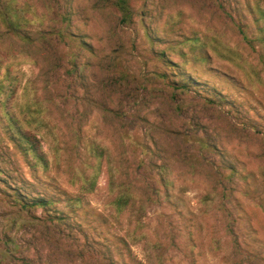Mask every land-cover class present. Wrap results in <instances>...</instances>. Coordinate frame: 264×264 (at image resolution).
<instances>
[{"label": "rangeland", "instance_id": "1", "mask_svg": "<svg viewBox=\"0 0 264 264\" xmlns=\"http://www.w3.org/2000/svg\"><path fill=\"white\" fill-rule=\"evenodd\" d=\"M22 2L46 37L27 47L0 28V76L11 64L16 104L36 109L53 135L41 143L47 167L35 171L0 142V172L27 180L52 201L49 212L107 240L115 264H264V0H133L127 27L108 0ZM178 75L193 90L169 86ZM204 138L217 149L206 163L198 158ZM95 148L105 150L100 162ZM217 154L236 170L231 178L219 175ZM97 163L94 189L84 192ZM109 167L134 197L122 213L110 204ZM1 178L7 264H18L14 244L36 264H98L78 259L80 233L54 229L40 209L12 206Z\"/></svg>", "mask_w": 264, "mask_h": 264}, {"label": "trees", "instance_id": "2", "mask_svg": "<svg viewBox=\"0 0 264 264\" xmlns=\"http://www.w3.org/2000/svg\"><path fill=\"white\" fill-rule=\"evenodd\" d=\"M132 1L133 0H108V7L117 13V23L121 27H127L133 23L135 12ZM26 14L29 16L34 15L27 11V6L22 0H0V28L2 29L3 35H9L16 39L21 45L30 47L35 45V43L38 44L39 41L44 40L46 36L44 32L34 30L32 27L36 21H40L39 17H27ZM69 16L70 13L64 16L63 19H67L68 21ZM65 35L69 38L70 42L77 41L78 46H80L85 52H91V46L84 43L82 40H79L76 36H73L71 32H65ZM157 56L161 62L167 61L162 53ZM74 61L75 57L71 59V65L72 70L76 71L78 66ZM1 63L2 62L0 61V68ZM11 67V64L5 65L0 76V142L2 143L6 140L7 146L12 148V151L17 154L29 170L35 171L37 167L46 168L47 155L42 150L41 143L45 141V139L47 140L49 136L53 135L51 128L48 127L46 120L40 117V114L36 109L31 111V108L27 103H23V106H18L16 104V94L19 88V82L18 76L16 75L17 73L13 72ZM162 77L166 78L167 73L163 74ZM177 77H179V80L177 81L174 79L168 81L169 86L179 94L191 91L190 89L193 90L195 84H193L189 78L188 80H181V76L178 75ZM213 102L214 100H211L210 98H203V103L205 104H212ZM197 143L198 148L200 149L198 158L206 163L209 159L208 154L217 151L216 145L214 142L206 140L205 138L198 139ZM104 152L105 150L102 148H95L92 155L100 162ZM217 156L220 162L218 169L221 171L219 175H223V172L226 171L227 174H225V177L231 178L236 174L234 167L231 166L229 162L223 160L221 154H217ZM99 165L97 163L93 168L92 174L87 179L83 180L81 190L84 192L93 191ZM3 171L0 172V175H2L1 181L3 182L2 184L5 189L4 196L6 199H9L12 206L17 208L19 212L30 213L31 211L40 209L47 220L52 222V227L54 229L63 226L71 229L73 233H80L83 237L81 243L83 254L79 253L77 256L78 259L81 260L83 257L94 258L98 264H115L111 258L109 251L110 246L107 244V240L100 242L99 240L90 238L85 234L83 228L70 221L66 214L49 212L50 205L52 204L51 200L45 195L32 194V192L28 190L32 185L29 184L30 182L27 180L15 178L8 170ZM118 174L117 170L112 171L111 167L107 168V175H109V193L114 194L110 204L116 213H122L127 208L133 206L134 197L123 182L118 179ZM201 201L205 204L208 201V198L204 196ZM132 217H134L135 229L140 228L139 217L137 215H132ZM42 222L43 224H46L45 221L42 220ZM133 233L134 231L130 234L131 237H134ZM4 245H8L7 240L4 241ZM145 245L148 247L149 243H145ZM154 245L155 243H152L150 248H153ZM12 247L11 251L18 254L16 259L18 264L37 263L38 258L29 259L28 256L21 255L23 251L21 246L14 244ZM9 258L12 259V256H0V263L7 264Z\"/></svg>", "mask_w": 264, "mask_h": 264}]
</instances>
